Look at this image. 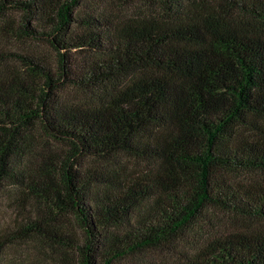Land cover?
<instances>
[{
  "label": "trees",
  "instance_id": "16d2710c",
  "mask_svg": "<svg viewBox=\"0 0 264 264\" xmlns=\"http://www.w3.org/2000/svg\"><path fill=\"white\" fill-rule=\"evenodd\" d=\"M85 1L0 0V30L57 53L0 49V187L24 185L77 220L84 241L64 264L172 245L210 208L260 227L210 236L184 264H264V0H157V14L136 19L81 15ZM68 88L95 96L71 105ZM39 134L69 151L32 168ZM118 154L152 170L113 182L76 168ZM240 172L257 177L230 180ZM54 229L30 219L23 230Z\"/></svg>",
  "mask_w": 264,
  "mask_h": 264
},
{
  "label": "rangeland",
  "instance_id": "374dc122",
  "mask_svg": "<svg viewBox=\"0 0 264 264\" xmlns=\"http://www.w3.org/2000/svg\"><path fill=\"white\" fill-rule=\"evenodd\" d=\"M157 0H86L80 8V14L105 11L108 16L119 14L122 19H136L157 14ZM159 8H163L160 3ZM118 12V13H117ZM118 17V16H116ZM0 49L13 53H29L48 58L52 63L57 60V53L47 44L8 37L0 30ZM9 62L15 63L14 60ZM95 96L92 92L75 89L62 91V100L71 105L86 106ZM68 152L66 144L55 142L39 134L37 146L29 156L32 168L42 158L52 154ZM56 154V155H57ZM76 168H91L108 181H128L149 173L153 164L138 158L118 154L108 159L81 158ZM257 175L240 172L231 173L233 182L250 181ZM48 220L55 228L50 234L25 232L24 226L30 220ZM261 221L250 220L233 213L210 208L201 221L182 240L159 249L148 250L123 257L114 264H184L193 256L196 247L210 236L228 235L234 232L260 227ZM0 233L7 234L12 242L0 254V264H64L75 263L78 254L72 243L73 239L83 242L79 223L71 214H60L56 209H46L42 201L26 186L15 184L11 180L0 187Z\"/></svg>",
  "mask_w": 264,
  "mask_h": 264
}]
</instances>
